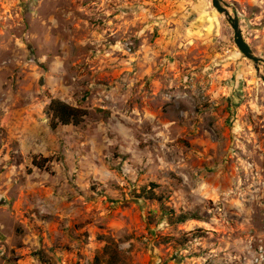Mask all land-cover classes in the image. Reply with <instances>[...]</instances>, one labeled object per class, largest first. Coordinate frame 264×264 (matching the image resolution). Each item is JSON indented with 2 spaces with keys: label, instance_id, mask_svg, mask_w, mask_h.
<instances>
[{
  "label": "rangeland",
  "instance_id": "obj_1",
  "mask_svg": "<svg viewBox=\"0 0 264 264\" xmlns=\"http://www.w3.org/2000/svg\"><path fill=\"white\" fill-rule=\"evenodd\" d=\"M223 2L264 59V0ZM54 99L86 122L53 129ZM107 244L264 264V63L213 0H0V264H107Z\"/></svg>",
  "mask_w": 264,
  "mask_h": 264
},
{
  "label": "trees",
  "instance_id": "obj_2",
  "mask_svg": "<svg viewBox=\"0 0 264 264\" xmlns=\"http://www.w3.org/2000/svg\"><path fill=\"white\" fill-rule=\"evenodd\" d=\"M49 112L52 116L51 127L53 129H57L63 126L80 127L86 122V119L89 116V111H87L86 109L72 106L58 99H54L51 101L49 105ZM48 162L49 161L47 159H35L34 165L39 169L48 170ZM147 198L149 200H159V198L157 199L154 194ZM169 213H174V211H169ZM198 218L199 217L194 215H179L176 219H174L173 223H184L190 219ZM103 254L107 264H125V262L122 261L121 257L122 251L113 249L112 244H107L105 246Z\"/></svg>",
  "mask_w": 264,
  "mask_h": 264
},
{
  "label": "water",
  "instance_id": "obj_3",
  "mask_svg": "<svg viewBox=\"0 0 264 264\" xmlns=\"http://www.w3.org/2000/svg\"><path fill=\"white\" fill-rule=\"evenodd\" d=\"M213 5L217 9V11L222 14L230 23L232 29L234 30L235 43L238 46L240 52L246 58L253 61L256 69L259 71L260 63H264V59L258 57L254 53L251 46L245 40L237 12H235L233 16L229 11L228 6L223 2V0H213Z\"/></svg>",
  "mask_w": 264,
  "mask_h": 264
}]
</instances>
